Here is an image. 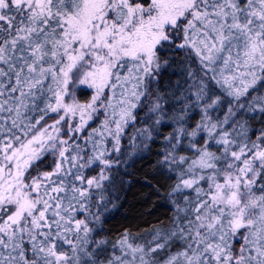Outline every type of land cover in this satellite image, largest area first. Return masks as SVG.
Returning a JSON list of instances; mask_svg holds the SVG:
<instances>
[{
    "label": "snow or ice",
    "instance_id": "6c2138e0",
    "mask_svg": "<svg viewBox=\"0 0 264 264\" xmlns=\"http://www.w3.org/2000/svg\"><path fill=\"white\" fill-rule=\"evenodd\" d=\"M0 264H264V0H0Z\"/></svg>",
    "mask_w": 264,
    "mask_h": 264
},
{
    "label": "trees",
    "instance_id": "16d2710c",
    "mask_svg": "<svg viewBox=\"0 0 264 264\" xmlns=\"http://www.w3.org/2000/svg\"><path fill=\"white\" fill-rule=\"evenodd\" d=\"M87 99V96L81 97ZM154 156H147L129 169L134 173L131 185L119 189L115 195L117 207L105 217L104 231L112 237L130 230L133 234L146 231L149 227L162 221L167 215V205L154 192L155 185L165 186V178L153 173L151 163ZM145 176L150 177L145 180ZM111 207V206H110Z\"/></svg>",
    "mask_w": 264,
    "mask_h": 264
}]
</instances>
